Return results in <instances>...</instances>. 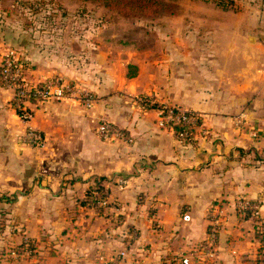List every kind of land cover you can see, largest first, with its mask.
I'll return each mask as SVG.
<instances>
[{"label":"crops","instance_id":"crops-1","mask_svg":"<svg viewBox=\"0 0 264 264\" xmlns=\"http://www.w3.org/2000/svg\"><path fill=\"white\" fill-rule=\"evenodd\" d=\"M234 1L236 11L216 7L221 21L208 16L228 35L231 12L244 32L247 26V3ZM258 10V36H91L77 48L64 45L62 54L53 49L20 59L30 80L60 75L92 90L96 101L90 109L71 100L33 102L26 123L16 113L0 116V131L16 135L22 169L32 168L37 161L29 156L39 153L50 170V176L37 177L26 171L20 185L29 187L16 200V223L24 228H14L39 241L38 255L0 264L254 260L255 227L234 202L240 196L258 201L264 217V166L251 159L264 150V140L245 132L264 121V4ZM1 92L6 99L13 95L0 85V103ZM142 97L198 114L196 141H179L160 127L157 111L144 107ZM240 113L244 127L236 124ZM98 118L127 129L132 142L102 141L95 131ZM26 125L43 134L40 145L22 142ZM119 177L125 179L122 187ZM98 178L105 179L104 207L88 202ZM213 210L222 229L213 251L203 256ZM20 242L16 236L10 245Z\"/></svg>","mask_w":264,"mask_h":264},{"label":"rangeland","instance_id":"rangeland-1","mask_svg":"<svg viewBox=\"0 0 264 264\" xmlns=\"http://www.w3.org/2000/svg\"><path fill=\"white\" fill-rule=\"evenodd\" d=\"M164 1L167 8L161 15L154 18L140 16L126 19L109 11L102 2L93 0H0V61L5 54L14 56L19 61L37 58L38 51L50 55L55 49V52L62 54L64 45L70 42L72 47L77 48L79 40L89 41L91 36H132L133 38L141 36L142 40L147 38L145 36H258L254 16L259 11V5L264 4V0L262 3L260 0H242L248 6L245 32L242 25H239V18L230 11L229 35L223 33L221 25L211 24L208 16H219L217 20L221 21L222 14L216 15V7L218 6L220 10L236 11L238 8H235V2L233 7H224L218 4L220 0ZM59 53L55 55H60ZM0 85L8 89L1 81ZM4 95L5 93L1 92L0 116L5 119L16 118L12 103L13 95L10 99H6L8 94ZM71 101L78 104L76 101ZM242 115L243 113H240L238 116ZM253 127L259 134L253 137L247 129L245 132L249 138L264 140V121L256 122ZM6 130L8 131L9 127H6ZM14 137L16 135L11 137L10 133L0 131V259L6 262L10 259L22 261L28 258L27 255L17 256L16 244L10 245L16 236L19 239L26 236L24 231H17L14 228L15 225L19 229L24 228L18 224L20 222L16 223L15 218L17 196L21 197L27 190L25 187H29L20 185L23 175L29 171L34 177L50 176V170H46L42 165L43 161H40L42 154L39 153L29 156L37 161L34 168L22 169L24 165H21V159L15 151L17 139L14 140ZM251 159L264 166V150L254 152ZM4 197L13 198V201L5 202ZM26 204L23 203L24 206ZM25 213L26 210L23 211V214ZM258 217L252 218L256 220L248 218L251 220L250 225L259 224L254 229V237L257 240L262 233L264 235V227L261 226V224L264 226V221H260L262 219L257 221ZM257 242L259 247L255 252V259H248L247 262H243L244 264H257L264 259V247L260 241Z\"/></svg>","mask_w":264,"mask_h":264},{"label":"built area","instance_id":"built-area-1","mask_svg":"<svg viewBox=\"0 0 264 264\" xmlns=\"http://www.w3.org/2000/svg\"><path fill=\"white\" fill-rule=\"evenodd\" d=\"M0 81L13 91V108L19 118L25 123L31 118L29 105L33 102L73 100L85 109H90L96 101L95 93L92 90L77 81L66 79L60 75L51 76L40 81L28 79L21 62L9 54H5L0 61ZM148 100V97L141 98L144 107L148 104ZM155 110L157 111L158 125L172 130L179 141L185 140L187 131L176 132L174 126L180 124L185 128H191L200 118L193 111L171 104H161ZM236 124L238 127L246 126V119L243 115L238 116ZM200 128L202 126L198 127L199 130ZM249 130L253 137L258 136L259 133L254 127L248 126ZM95 131L102 141L121 140L126 143L132 142V136L127 129L120 128L105 118L97 119ZM21 139L25 144L36 146L44 141V136L40 131L26 125ZM116 183L122 187L125 185V179L119 177L116 179ZM89 202L94 207L107 206L106 188L103 187L101 192L95 191L93 196L89 197ZM234 205L238 212L248 213L252 217H256L260 213V203L258 201H252L242 196L235 199ZM155 227H157V224H155ZM221 229L222 220L219 212H214L213 210L206 230V250L203 256H208L213 251ZM16 254L17 256H31L33 252L31 250H16ZM120 255L123 256L124 253L121 252Z\"/></svg>","mask_w":264,"mask_h":264},{"label":"trees","instance_id":"trees-1","mask_svg":"<svg viewBox=\"0 0 264 264\" xmlns=\"http://www.w3.org/2000/svg\"><path fill=\"white\" fill-rule=\"evenodd\" d=\"M97 2H102L103 5L112 13L119 14L120 16L129 19L134 17H156L158 15H161L164 13V11L167 8V4L164 0H93ZM234 0H220L218 4L224 6V7H233L234 6ZM148 107L151 108H157L159 104L150 102V99L148 100ZM202 126V120L201 118L198 119V122L192 126L191 128H185L182 125H175L174 129L176 132L186 130L187 136L184 140L186 143H194L196 140L195 136L199 132L198 127ZM104 178H98L95 181L94 187L89 190V197L93 196V193L95 191L101 192L103 190L102 182L104 181ZM88 197V199H89ZM5 202H12L13 198H3ZM89 202V200H88ZM241 213V212H239ZM244 217V219H252L256 217H251L248 213H241ZM260 215V214H259ZM258 217V216H257ZM259 219H262L260 221H264V217H258L257 221ZM256 220V219H252ZM256 222V221H255ZM258 223V222H256ZM259 224H255V228L258 227ZM262 227H264L261 224ZM218 241V240H217ZM260 243L262 244V247H264V235H260V239H258ZM34 242V243H33ZM217 244V243H216ZM216 246V245H215ZM206 247V245H205ZM38 248H39V241L35 238H32L30 236H24L21 238V242L16 245L17 251H26L31 250L33 252V255L27 256L28 258H31L33 256L38 255ZM215 248V247H214ZM263 251V250H262ZM32 254V253H31ZM178 261V262H177ZM172 263H166V264H183L180 260H172ZM164 264V263H163ZM257 264H264V259H261L260 262H257Z\"/></svg>","mask_w":264,"mask_h":264}]
</instances>
